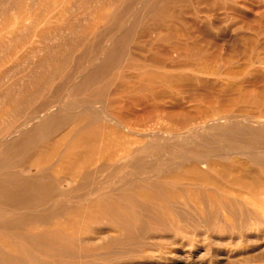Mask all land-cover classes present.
<instances>
[{
  "label": "bare ground",
  "instance_id": "1",
  "mask_svg": "<svg viewBox=\"0 0 264 264\" xmlns=\"http://www.w3.org/2000/svg\"><path fill=\"white\" fill-rule=\"evenodd\" d=\"M73 1L19 3L1 25L0 43L15 36L17 51H35L37 36L64 46L0 92V264H164L234 241V264H264V95L242 85L264 53L237 72L190 41L227 39L216 0L202 26L208 11L193 0H106L82 31L69 21L66 38L55 22ZM228 2L244 15L245 1ZM233 30L248 41L243 24ZM215 82L240 93L202 107L194 90Z\"/></svg>",
  "mask_w": 264,
  "mask_h": 264
},
{
  "label": "rangeland",
  "instance_id": "2",
  "mask_svg": "<svg viewBox=\"0 0 264 264\" xmlns=\"http://www.w3.org/2000/svg\"><path fill=\"white\" fill-rule=\"evenodd\" d=\"M46 1L47 0H8L0 2V32L2 31L1 25H3L5 18L18 11L19 3L27 4L32 7V9L38 10L39 8L43 7ZM84 1L86 0H74L69 4V9L65 14L66 19L64 18L62 21L55 22L61 28L59 31H56L58 34L61 33L66 38L71 36L72 33L69 30V21L75 23L74 27H76L79 31H82V29L87 24L92 22L90 18H85V13H95L99 9L106 8V0H88V3H84ZM213 1L215 0H207L203 4L199 5L195 0H193V7L197 5L200 7V9L202 8L208 11L199 13L204 17V21L200 23L199 20L195 23V26H202L206 21H211V18L215 16L212 14L213 7H211L213 6ZM216 1L221 3L219 6L215 7L216 9H214L218 13V17H220L217 19L219 20L217 24L220 26L219 28H221V30H224L226 27L229 28H226V31L224 30L226 33L225 37H227V39L222 40L223 37L220 33L217 35L218 40H207L193 36L190 41L197 39L204 49H207L214 54V56L211 58L212 64L218 65L224 63L226 67L233 71H244L250 56L256 52H261L262 54L264 53V0H243L245 2L242 3V5L246 11L244 15L235 14L231 8H228L226 5L230 3L228 2L229 0ZM239 24L244 25L243 32L248 36V41L239 40L236 36L237 33L233 30V28L235 25ZM175 28V34L179 35L181 32H183L179 25H177ZM216 30L218 32V29ZM30 31L32 32V26L27 27V29H22L18 34L21 37ZM49 35H51V33H49ZM182 37L184 38V36ZM18 40L19 39H16L15 36H12L10 40L0 43V92L4 87H6V85L18 86V82L27 78L29 80L30 76L26 77L25 74L26 72L28 73V69H30L28 67L29 63L36 62L39 59L49 60L51 55L59 52V49L57 48H59L61 45L64 46V44H59V40L57 39L43 40L37 36V40L34 42L35 51H30L28 48H20V50L17 51L16 47L14 48V45L19 43ZM50 47H53L54 50L51 51ZM55 50L56 53H54ZM221 53L225 56L222 55L221 57ZM193 58L199 63L205 62V56L202 52L195 53ZM148 69H151V67L148 66ZM248 79L252 81V84H249L248 81L243 82V90L246 88L254 95H264V71L255 73L254 70H251ZM14 82L17 84L14 85ZM164 87L170 89L172 88V84H167ZM221 87V82H215L205 90H194V93H196L199 98V105L205 107L209 104H224L230 99L238 96L240 93L237 87L227 91H222ZM124 95H126L125 91L121 90L118 91L114 96H116L118 102L119 100L122 101V99L125 98ZM4 102L5 101L0 98V110L5 109L8 106V103ZM202 166L205 167V165ZM198 187L201 186L197 185L196 188ZM179 209H184V207H179ZM181 223L186 224L189 223V221L185 220L181 221ZM97 224L98 223H93V226L96 227L98 226ZM107 232L110 235L117 234V231L114 230H108ZM198 238L201 239V241L203 240V237H197V239ZM215 239L219 240V237ZM239 243L240 245H243L241 244V241H239ZM240 247L241 246L237 244V241H234L231 244L229 243L227 246H225V248H222L220 252H215L213 250L206 251L203 248L198 249V247H186L185 249L178 252L169 253L168 256L177 257L178 259L176 261L169 260L164 264H185L184 261L186 260H191L193 264H203L204 262H206L205 264H234V261L239 256V251H241L239 249ZM80 253L84 255L83 252ZM212 253L216 254L215 261L211 259V256L214 257ZM85 258L79 256V258H76V261L82 262L85 260ZM209 259H211V262H209Z\"/></svg>",
  "mask_w": 264,
  "mask_h": 264
}]
</instances>
